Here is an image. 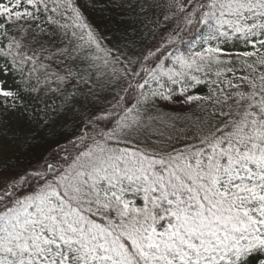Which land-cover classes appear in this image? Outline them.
Here are the masks:
<instances>
[{
	"label": "snow or ice",
	"instance_id": "obj_1",
	"mask_svg": "<svg viewBox=\"0 0 264 264\" xmlns=\"http://www.w3.org/2000/svg\"><path fill=\"white\" fill-rule=\"evenodd\" d=\"M0 264H264V0H0Z\"/></svg>",
	"mask_w": 264,
	"mask_h": 264
},
{
	"label": "trees",
	"instance_id": "obj_2",
	"mask_svg": "<svg viewBox=\"0 0 264 264\" xmlns=\"http://www.w3.org/2000/svg\"><path fill=\"white\" fill-rule=\"evenodd\" d=\"M105 3H106V0H105ZM107 6H110V5H107ZM103 15H105V13H101L99 11L91 12L90 13V19H92L96 24L100 25L102 29L109 31L113 35L114 39H119L120 38V30H118V25H116L115 23H112V24H108L106 26L105 22L101 18ZM170 110L178 112L181 110V108L179 105L170 106Z\"/></svg>",
	"mask_w": 264,
	"mask_h": 264
}]
</instances>
